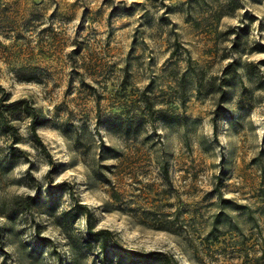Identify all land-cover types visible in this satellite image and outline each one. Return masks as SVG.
<instances>
[{
	"label": "rangeland",
	"instance_id": "rangeland-1",
	"mask_svg": "<svg viewBox=\"0 0 264 264\" xmlns=\"http://www.w3.org/2000/svg\"><path fill=\"white\" fill-rule=\"evenodd\" d=\"M0 109V264H264V0H0Z\"/></svg>",
	"mask_w": 264,
	"mask_h": 264
},
{
	"label": "trees",
	"instance_id": "trees-1",
	"mask_svg": "<svg viewBox=\"0 0 264 264\" xmlns=\"http://www.w3.org/2000/svg\"><path fill=\"white\" fill-rule=\"evenodd\" d=\"M23 101H20L22 103ZM14 104V103H13ZM24 110L26 113L30 114L32 116V123H31V130L33 133L34 138L44 146L43 142L41 141V137L39 136L37 132V127L39 123H37V113L35 107H32L33 112H31L30 108L28 106L24 107ZM0 122L2 123L3 127L6 130H10L13 128V126H10V123L8 122L7 117L5 116L4 112L0 109ZM17 147H12V153L16 154ZM162 170L166 174L165 176H169V168L167 163H162ZM112 197L116 200H120V196L117 191H113ZM36 198L34 197L32 199V202H35ZM88 233L91 240L96 241L99 244V247L102 249L107 248L109 246V239L111 238V235L113 236V232L110 229L101 228V229H94L92 224H88ZM113 247L121 248V250L124 253L131 254L132 256H140V259L137 260V262H146L150 261L152 259L160 260L163 264H172L173 263V257L169 255L166 252L163 251H150L146 254L137 252V251H130L128 249H125L123 247H118V244L114 243L112 245Z\"/></svg>",
	"mask_w": 264,
	"mask_h": 264
}]
</instances>
